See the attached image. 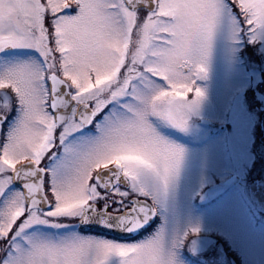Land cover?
<instances>
[{
  "label": "snow or ice",
  "instance_id": "1",
  "mask_svg": "<svg viewBox=\"0 0 264 264\" xmlns=\"http://www.w3.org/2000/svg\"><path fill=\"white\" fill-rule=\"evenodd\" d=\"M0 264H264V0H0Z\"/></svg>",
  "mask_w": 264,
  "mask_h": 264
}]
</instances>
